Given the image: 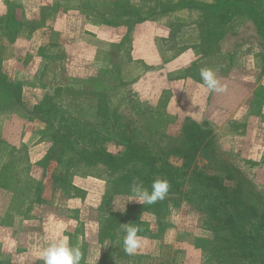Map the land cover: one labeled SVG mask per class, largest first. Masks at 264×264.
I'll use <instances>...</instances> for the list:
<instances>
[{"label": "rangeland", "instance_id": "1", "mask_svg": "<svg viewBox=\"0 0 264 264\" xmlns=\"http://www.w3.org/2000/svg\"><path fill=\"white\" fill-rule=\"evenodd\" d=\"M258 1L248 2L264 11ZM182 2L0 0V264H43L38 253L60 223L82 252L80 264H97L109 245L120 249L115 264H201L200 240L209 235L201 214L178 195L162 200L158 212L127 202L131 193L115 195L100 213L106 181L75 174L67 196L52 182L62 175L52 160L38 192L53 131L36 110L42 100L89 121H100L101 107L106 117L124 112L153 146L162 140L176 149L183 124L199 125L200 142L209 144L186 146L188 164L230 170L228 178L248 183L250 203L263 211L264 39L243 0H203L214 3L209 14ZM205 67L224 92L202 88ZM111 211L121 215L117 228L107 227ZM134 219L145 239L128 255L122 240Z\"/></svg>", "mask_w": 264, "mask_h": 264}, {"label": "trees", "instance_id": "2", "mask_svg": "<svg viewBox=\"0 0 264 264\" xmlns=\"http://www.w3.org/2000/svg\"><path fill=\"white\" fill-rule=\"evenodd\" d=\"M186 1L182 5L178 4L182 7L186 4L189 8L200 10L202 14H209L211 11H208L213 9L211 6L217 0L213 4L204 3L203 0ZM243 1L245 7L242 11L257 24L258 32L264 39V11L249 0L246 3ZM219 18L225 20L228 16L223 13ZM219 28L213 25L214 31ZM101 109L100 121H89L79 115L64 112L48 100L39 102L36 110L47 117L53 125V131L47 137L50 145L44 155L42 177L38 182L33 179L34 184L37 182L38 192L45 187V168L51 160L62 171L61 177L53 178L52 182L61 183L60 187L63 192H67V196L74 194L76 187L72 185L71 177L75 174L100 176L106 181L108 188L100 197V213L104 204L113 196L131 193L130 186L134 178H138L149 189L153 180L166 178L171 185L168 195L181 196L203 217V229L209 235L200 240L201 264H264V208L257 212V205L250 203L248 183L228 178L231 171L226 168L213 170L206 165L191 167L192 163L188 164L192 155L186 146L196 148L200 144H209V141L200 142L203 130L199 125L192 122L183 124L176 149L175 146L167 145V142L163 141L162 144V140L153 146L151 142L140 139V124L135 125L128 114L114 111L106 117L105 110L103 107ZM220 173L226 176L225 181ZM162 205L158 201L146 205L144 211L158 212ZM117 215V212L111 211L106 221L107 227L112 228L115 223L116 228L119 226L121 215ZM138 222V219H134L131 223ZM139 225L142 227L143 223ZM119 252L117 247L107 246L99 253L97 264H115Z\"/></svg>", "mask_w": 264, "mask_h": 264}, {"label": "clouds", "instance_id": "3", "mask_svg": "<svg viewBox=\"0 0 264 264\" xmlns=\"http://www.w3.org/2000/svg\"><path fill=\"white\" fill-rule=\"evenodd\" d=\"M202 88L207 92H224L226 85H222L218 80L215 71L210 67L200 70ZM170 183L166 178H157L151 183L150 189L145 187L138 178H134L130 186L131 196L127 201H135L141 205H153L157 201L164 200L170 190ZM126 202V203H127ZM124 204V210L125 205ZM121 211L120 209H118ZM60 231H57L47 247L42 248L38 253V258L43 260V264H80L82 252L79 247L70 242V237L64 234L65 224H59ZM142 228L139 224L128 223L124 228L122 240L123 250L128 255H133L143 246L144 237L140 235Z\"/></svg>", "mask_w": 264, "mask_h": 264}, {"label": "crops", "instance_id": "4", "mask_svg": "<svg viewBox=\"0 0 264 264\" xmlns=\"http://www.w3.org/2000/svg\"><path fill=\"white\" fill-rule=\"evenodd\" d=\"M143 1H146V0H141V3L143 2ZM134 10H135V8H134ZM144 22H146V21H144ZM144 22H142L141 24H143ZM136 24V23H135ZM134 24V25H135ZM135 38H136V36H135ZM135 38H133V39H135Z\"/></svg>", "mask_w": 264, "mask_h": 264}]
</instances>
